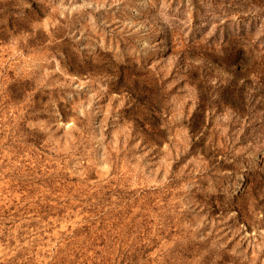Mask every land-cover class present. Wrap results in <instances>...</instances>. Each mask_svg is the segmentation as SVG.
<instances>
[{
	"label": "rangeland",
	"instance_id": "374dc122",
	"mask_svg": "<svg viewBox=\"0 0 264 264\" xmlns=\"http://www.w3.org/2000/svg\"><path fill=\"white\" fill-rule=\"evenodd\" d=\"M0 264H264V0H0Z\"/></svg>",
	"mask_w": 264,
	"mask_h": 264
}]
</instances>
